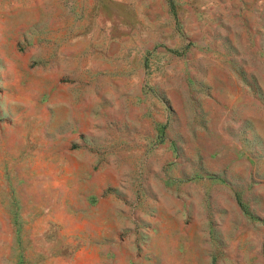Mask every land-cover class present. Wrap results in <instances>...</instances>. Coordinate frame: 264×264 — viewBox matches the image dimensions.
Here are the masks:
<instances>
[{
    "label": "rangeland",
    "instance_id": "rangeland-1",
    "mask_svg": "<svg viewBox=\"0 0 264 264\" xmlns=\"http://www.w3.org/2000/svg\"><path fill=\"white\" fill-rule=\"evenodd\" d=\"M0 264H264V0H0Z\"/></svg>",
    "mask_w": 264,
    "mask_h": 264
}]
</instances>
